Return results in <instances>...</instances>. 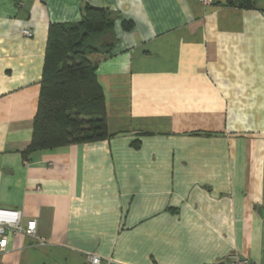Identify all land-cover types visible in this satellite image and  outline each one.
<instances>
[{"label":"crops","instance_id":"1","mask_svg":"<svg viewBox=\"0 0 264 264\" xmlns=\"http://www.w3.org/2000/svg\"><path fill=\"white\" fill-rule=\"evenodd\" d=\"M88 6L108 138L32 152L48 28ZM29 30L30 37L22 31ZM0 264H264V0H0Z\"/></svg>","mask_w":264,"mask_h":264},{"label":"trees","instance_id":"2","mask_svg":"<svg viewBox=\"0 0 264 264\" xmlns=\"http://www.w3.org/2000/svg\"><path fill=\"white\" fill-rule=\"evenodd\" d=\"M231 5L252 8L253 0ZM114 19L105 10L86 6L78 23L49 26L31 140L21 152L24 160L35 151L108 138L97 66L87 56L100 50L95 41L110 32Z\"/></svg>","mask_w":264,"mask_h":264},{"label":"built area","instance_id":"3","mask_svg":"<svg viewBox=\"0 0 264 264\" xmlns=\"http://www.w3.org/2000/svg\"><path fill=\"white\" fill-rule=\"evenodd\" d=\"M198 2L202 6H210L214 3V0H198ZM22 34L26 37L32 35L29 30H23ZM8 232L30 236L37 239L41 245L44 244V242L36 235V222L34 220L23 223L21 212L19 210L0 209V253L6 248ZM88 261L90 264H101L100 258L95 256L88 255ZM224 264H249V261L240 259L236 254H231Z\"/></svg>","mask_w":264,"mask_h":264},{"label":"rangeland","instance_id":"4","mask_svg":"<svg viewBox=\"0 0 264 264\" xmlns=\"http://www.w3.org/2000/svg\"><path fill=\"white\" fill-rule=\"evenodd\" d=\"M105 36H107V35H105ZM105 36H103V37H101V38H103V39H104V38H105ZM101 38H99V39H101ZM99 39H97V40L95 41V45H97V42H98V40H99Z\"/></svg>","mask_w":264,"mask_h":264}]
</instances>
